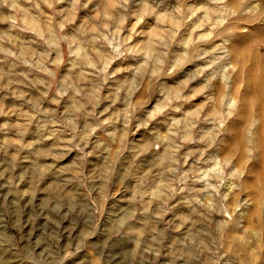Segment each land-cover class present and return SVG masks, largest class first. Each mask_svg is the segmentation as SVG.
I'll return each instance as SVG.
<instances>
[{"label": "rangeland", "instance_id": "374dc122", "mask_svg": "<svg viewBox=\"0 0 264 264\" xmlns=\"http://www.w3.org/2000/svg\"><path fill=\"white\" fill-rule=\"evenodd\" d=\"M0 260L264 264V0H0Z\"/></svg>", "mask_w": 264, "mask_h": 264}, {"label": "bare ground", "instance_id": "6f19581e", "mask_svg": "<svg viewBox=\"0 0 264 264\" xmlns=\"http://www.w3.org/2000/svg\"><path fill=\"white\" fill-rule=\"evenodd\" d=\"M37 3V6H40L38 2H35ZM110 6V5H109ZM74 7V6H73ZM23 14H22V19L25 23H28L29 26H32L34 28L37 29V31H40V28H41V25H40V16H39V13H36L35 11L31 10L30 8L28 7H24L23 8ZM81 18V17H80ZM83 18V17H82ZM78 44V43H77ZM79 45V44H78ZM27 49V48H26ZM86 54V53H85ZM59 57V56H58ZM57 57V58H58ZM231 101V100H230ZM182 138L183 139H192V136L190 135L189 133V130H187V126L185 128V131L184 133L182 134ZM211 171H216L218 169H220V165H221V160L220 158L218 157V155H214V157H212V163H211ZM203 169V168H202ZM202 173L204 174L205 172L202 171ZM206 174V173H205ZM212 202V201H211ZM3 259V258H2ZM2 261V260H0ZM4 263V262H2Z\"/></svg>", "mask_w": 264, "mask_h": 264}]
</instances>
